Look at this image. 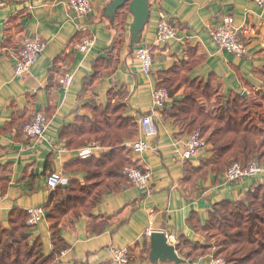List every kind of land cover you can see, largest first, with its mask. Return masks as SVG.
<instances>
[{
  "label": "crops",
  "instance_id": "crops-1",
  "mask_svg": "<svg viewBox=\"0 0 264 264\" xmlns=\"http://www.w3.org/2000/svg\"><path fill=\"white\" fill-rule=\"evenodd\" d=\"M69 1L0 0V177L3 174L7 179L0 183V227L10 228L14 210L46 207L55 191L47 186L51 174L63 172L64 187L69 181L84 184L87 175L78 153L89 146L68 150L61 131L79 118L92 119L97 109L119 103L124 105L123 116L138 125L130 141L150 144L146 154L128 149V155L132 164L151 171V189L141 191L126 183L110 185L111 190L105 191L91 210L94 217L109 218L105 231L91 232L89 220L82 216L74 232L62 230L68 250L51 264H109L111 248L128 249L130 264H151V241L144 237L151 219L155 232L168 234L171 245L177 247L181 240L205 243L208 238L202 227L213 206L245 199L255 187L264 185V174L233 183L226 182L225 174H210L190 187L185 182L186 166L199 168L211 157V147L207 145L189 161L184 159L189 135L179 134L167 116L172 102L157 112L152 130L141 128L139 121L154 110L153 91L163 74L177 67H186L190 79L212 84L225 97L264 92V8L248 0H151L149 22L132 51L133 16L128 8L116 20L108 14L113 0H91L93 13L82 18L69 9ZM161 15L175 23L178 39L158 47L155 38ZM225 17L232 18L247 44L243 58L220 50L209 35ZM32 36H39L46 48L29 74L17 77V55L24 38ZM87 38H94L96 44L83 55L74 45ZM141 45L152 50L151 76L142 73L135 55ZM95 68L100 71L99 78L89 85L87 79ZM67 73L73 76V83L64 90L62 80ZM182 99L181 95L176 98ZM37 113H45L50 125L44 138L31 141L22 129ZM59 148L66 152L57 158L55 150ZM109 151L100 147L98 157ZM47 215L30 232L49 256L53 245Z\"/></svg>",
  "mask_w": 264,
  "mask_h": 264
},
{
  "label": "trees",
  "instance_id": "trees-1",
  "mask_svg": "<svg viewBox=\"0 0 264 264\" xmlns=\"http://www.w3.org/2000/svg\"><path fill=\"white\" fill-rule=\"evenodd\" d=\"M126 8L117 12L116 20ZM99 75L95 68L87 79L89 85ZM158 87L169 92L172 106L167 116L179 134L190 137L198 133L211 147V157L199 168L186 166L185 182L190 187H196L210 174L221 177L236 164L246 168L258 163L264 167V92L248 97L237 94L225 97L212 84L190 79L184 66L164 73ZM179 95L182 100H176ZM123 110L122 104H109L97 109L92 119L79 118L76 124L61 131L68 150L100 145L110 151L79 160L87 175L84 184L69 181V186L60 184L53 189L44 208L51 224L53 253L44 255L40 240H32L27 211L14 210L10 214V228L0 227V264H51L68 250L62 230L74 232L82 216L89 220L91 232L105 231L109 218L94 217L91 210L104 192L111 190L110 185H129L127 168H141L131 163L125 146L137 134L138 125L135 120L125 118ZM117 180L120 181L115 183ZM0 183H7L3 174ZM93 220L100 224L94 226ZM202 230L208 238L205 243L181 240L177 246L179 256L187 262L195 264L199 259L214 257L223 258L227 264H264V185L255 187L241 201L214 205Z\"/></svg>",
  "mask_w": 264,
  "mask_h": 264
},
{
  "label": "built area",
  "instance_id": "built-area-1",
  "mask_svg": "<svg viewBox=\"0 0 264 264\" xmlns=\"http://www.w3.org/2000/svg\"><path fill=\"white\" fill-rule=\"evenodd\" d=\"M255 2L259 7L264 8V0H248ZM69 9H71L78 17H88L93 13V5L91 0H70ZM209 35L214 43L222 51L230 52L237 57L243 58L247 54V44L241 39L240 29L233 25L231 17H225L222 25L216 29L209 30ZM178 39V28L165 15H161L155 38V46H165L169 41ZM95 39L87 38L82 42L74 45L75 50L83 55L89 54L95 47ZM46 48L45 42L39 36L25 37L23 40V48L18 53L15 65V74L17 77H23L29 74L31 68L38 58L43 54ZM135 55L141 63V70L145 76H151L153 73V54L150 46L141 45L136 49ZM73 83V76L69 73L65 74L62 80V88L68 90ZM169 92L166 88L156 87L153 91V107L154 110L142 117L139 125L143 129L152 130L156 122V114L163 110L171 103ZM50 125V120L45 113H37L33 120L27 123L23 128L24 136L31 141H38L45 137ZM125 146L135 154L144 155L150 149V144L143 140H135L127 142ZM207 147V143L200 137L198 133L189 137L183 153L185 160L189 161L195 158L198 153ZM66 149L59 148L55 150L56 157L59 158L61 153H65ZM100 147L89 146L80 150L78 155L81 159H89L93 156L98 157ZM264 174V167L258 163H252L248 167L243 168L239 165L229 167L225 174L227 183L237 182L243 179H256ZM125 175L128 178L129 185L141 191L149 192L151 189L152 173L148 168H127ZM66 179L63 172L51 174L47 179L49 189H56L60 184H64ZM27 224L30 227L38 226L46 218V212L42 208L29 209ZM155 233L153 228V220L144 232V237L150 239ZM166 234V233H165ZM168 242L170 236L166 235ZM111 260L109 264H130V252L128 249L111 248ZM195 264H227L223 258L208 257L200 259Z\"/></svg>",
  "mask_w": 264,
  "mask_h": 264
},
{
  "label": "water",
  "instance_id": "water-1",
  "mask_svg": "<svg viewBox=\"0 0 264 264\" xmlns=\"http://www.w3.org/2000/svg\"><path fill=\"white\" fill-rule=\"evenodd\" d=\"M151 0H113L108 7V14L115 18L118 11L128 6L133 16L131 24L132 51L140 44L141 35L150 19ZM246 96V94H244ZM151 253L150 263H172V264H192L181 258L177 253V247L168 242L167 236L163 232H155L150 238Z\"/></svg>",
  "mask_w": 264,
  "mask_h": 264
}]
</instances>
